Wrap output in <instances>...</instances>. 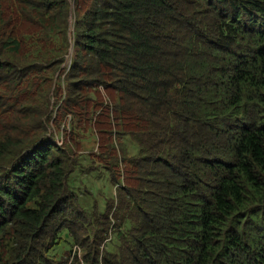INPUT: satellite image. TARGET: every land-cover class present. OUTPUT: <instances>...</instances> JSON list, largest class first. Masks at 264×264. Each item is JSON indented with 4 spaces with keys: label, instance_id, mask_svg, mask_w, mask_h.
<instances>
[{
    "label": "trees",
    "instance_id": "16d2710c",
    "mask_svg": "<svg viewBox=\"0 0 264 264\" xmlns=\"http://www.w3.org/2000/svg\"><path fill=\"white\" fill-rule=\"evenodd\" d=\"M0 264H264V0H0Z\"/></svg>",
    "mask_w": 264,
    "mask_h": 264
},
{
    "label": "rangeland",
    "instance_id": "374dc122",
    "mask_svg": "<svg viewBox=\"0 0 264 264\" xmlns=\"http://www.w3.org/2000/svg\"><path fill=\"white\" fill-rule=\"evenodd\" d=\"M69 62H71V59H69ZM56 125L52 126L51 124V130L55 129ZM60 130H57L54 135L56 139V143L62 142L68 134H70V118H66L63 122L60 123ZM67 130V131H66ZM85 149L82 152L84 156L89 155L90 153H97L96 146H84ZM107 175V177H106ZM76 182L77 185L75 186L78 190L84 191H90L93 194L98 196L99 199V207L103 209L104 205V199L109 198L112 195H114V187L109 182L108 174L104 171H84V169L80 170L76 175ZM76 182L74 184H76ZM86 203V202H85Z\"/></svg>",
    "mask_w": 264,
    "mask_h": 264
},
{
    "label": "built area",
    "instance_id": "2783aa9c",
    "mask_svg": "<svg viewBox=\"0 0 264 264\" xmlns=\"http://www.w3.org/2000/svg\"><path fill=\"white\" fill-rule=\"evenodd\" d=\"M57 144H58V145H61V144H62V142H58Z\"/></svg>",
    "mask_w": 264,
    "mask_h": 264
}]
</instances>
